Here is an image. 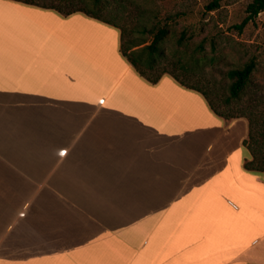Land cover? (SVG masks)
Here are the masks:
<instances>
[{"label":"crops","instance_id":"1","mask_svg":"<svg viewBox=\"0 0 264 264\" xmlns=\"http://www.w3.org/2000/svg\"><path fill=\"white\" fill-rule=\"evenodd\" d=\"M87 17L0 0V264H264L248 121Z\"/></svg>","mask_w":264,"mask_h":264},{"label":"rangeland","instance_id":"2","mask_svg":"<svg viewBox=\"0 0 264 264\" xmlns=\"http://www.w3.org/2000/svg\"><path fill=\"white\" fill-rule=\"evenodd\" d=\"M34 1L60 9L99 10L96 0ZM212 1L100 0L99 13L126 27L132 38L145 40V44L153 40L158 29L166 28L162 65L180 72L174 63H185L191 68L192 80L210 93L218 110L228 119L245 118L257 140L248 143V135L244 164L254 158L264 164V11L240 27L252 0H220L218 8L209 10L207 5ZM251 59L256 61L251 78L240 96L232 98L228 72Z\"/></svg>","mask_w":264,"mask_h":264},{"label":"trees","instance_id":"3","mask_svg":"<svg viewBox=\"0 0 264 264\" xmlns=\"http://www.w3.org/2000/svg\"><path fill=\"white\" fill-rule=\"evenodd\" d=\"M26 4L39 6L46 9L55 10L62 16H69L71 14L82 12L90 18L96 19L100 22L106 23L108 25L114 26L119 29L120 31V52L122 56L129 62L135 71L144 79L151 83H157L164 75H171L173 76L181 85L185 86L189 89H195L203 94L205 99L207 100L211 109L217 113L218 115L227 118V115L218 110L215 103L213 102L210 93L207 90H204L197 86V82L192 80L190 77L192 73L191 68L187 66L185 63L178 62L174 63L177 67L181 70L177 72L174 69L169 70L165 66L162 65V58L164 57V49L162 46V41L164 40L168 30L166 28H160L154 34L153 40L145 44V40H137L132 38L129 34V30L117 24L114 21H110L104 19L100 16L99 10L102 9L100 0H96V6L99 10H82V9H60L52 5H42L34 0H16ZM220 5V0H213L207 5L209 10H213L218 8ZM264 11V0H252L247 6L248 15L244 19L243 23L240 27L246 24L250 19L255 18L258 16L260 12ZM145 30V29H144ZM256 61L251 59L248 61L244 66L240 68H233L229 70L228 76L232 79L231 84V97L238 98L241 92L244 90L245 86L249 82L251 75L255 69ZM254 130L252 127L249 130V140L248 143L252 141H256L257 139L254 138ZM246 141V140H245ZM245 145V142H244ZM250 149V147H249ZM246 152V148H245ZM244 167L246 170L251 172L261 174L264 172V164L260 161L257 162L256 158L245 162Z\"/></svg>","mask_w":264,"mask_h":264}]
</instances>
